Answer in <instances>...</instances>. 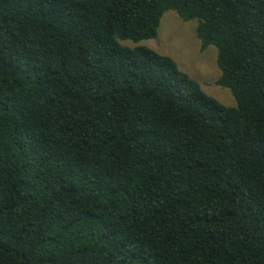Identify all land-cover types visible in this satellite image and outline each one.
I'll list each match as a JSON object with an SVG mask.
<instances>
[{
	"label": "trees",
	"instance_id": "16d2710c",
	"mask_svg": "<svg viewBox=\"0 0 264 264\" xmlns=\"http://www.w3.org/2000/svg\"><path fill=\"white\" fill-rule=\"evenodd\" d=\"M0 264H264V0H0Z\"/></svg>",
	"mask_w": 264,
	"mask_h": 264
},
{
	"label": "rangeland",
	"instance_id": "374dc122",
	"mask_svg": "<svg viewBox=\"0 0 264 264\" xmlns=\"http://www.w3.org/2000/svg\"><path fill=\"white\" fill-rule=\"evenodd\" d=\"M195 29L196 21L184 22L174 12H166L154 39L138 43H119L128 48L146 47L162 56L170 57L182 72L199 84L207 96L225 107H235L230 92L216 86L220 76L216 65V49L209 47L201 51Z\"/></svg>",
	"mask_w": 264,
	"mask_h": 264
}]
</instances>
